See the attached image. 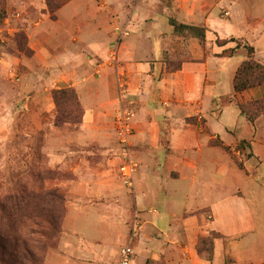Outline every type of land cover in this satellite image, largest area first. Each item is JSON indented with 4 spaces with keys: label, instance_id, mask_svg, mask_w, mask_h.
Here are the masks:
<instances>
[{
    "label": "rangeland",
    "instance_id": "1",
    "mask_svg": "<svg viewBox=\"0 0 264 264\" xmlns=\"http://www.w3.org/2000/svg\"><path fill=\"white\" fill-rule=\"evenodd\" d=\"M219 2L0 0V197L23 186L35 189L43 178L46 188L58 189L65 198L61 232L43 253V264H119L121 249L128 244L135 251V264H213L215 239L220 238L219 253L226 264H264V180L247 170L249 154L243 155L242 144L228 147L215 141L225 150L206 148L200 166L206 170L199 173L198 186L187 192L173 190V209L203 208L214 195L207 187L203 194L202 184L218 182L228 203L239 190L236 207L250 208L253 231L223 236L198 230L189 235L182 228L175 244L173 222L164 228L161 220L152 218L169 214L166 206L172 196L165 195V186L158 188V199L148 196L139 204L140 157L147 152L158 161L155 168L162 169L164 159L173 154L169 112L176 104L174 74L208 57H220L216 63L225 72L223 86L232 76V92L213 107L250 102L233 89L234 71L247 60L245 46L250 44L234 38L227 46H218V39L230 40V34L243 30L236 20L231 27L210 22L212 12L228 19ZM242 7L254 17L264 15V0H242ZM175 22L204 27L206 38L175 32ZM236 46L229 57L224 50ZM55 91H74L70 101L64 98L60 104L79 124L56 126ZM197 120L198 116L187 119ZM200 121L208 131L205 120ZM84 125L100 129L99 141H80L81 135L89 136ZM244 131L240 126L236 134L223 136L230 142ZM128 162L135 169L132 180L121 171ZM223 166L226 174L220 178L216 169ZM106 205L115 211L102 213L112 215L102 220L97 209ZM80 206L94 210L88 208L83 218L74 220ZM191 214L205 216L207 223L211 220L208 209ZM74 229L72 240L93 248L89 259L75 258L77 252L63 241ZM144 239L151 240L143 245Z\"/></svg>",
    "mask_w": 264,
    "mask_h": 264
},
{
    "label": "crops",
    "instance_id": "2",
    "mask_svg": "<svg viewBox=\"0 0 264 264\" xmlns=\"http://www.w3.org/2000/svg\"><path fill=\"white\" fill-rule=\"evenodd\" d=\"M219 3L227 9L228 19L223 20L215 16V13L212 12L209 16L210 22H217L223 27L228 25L231 27L232 22L236 20L237 24L235 23V25L242 26L243 30L238 29L239 32L230 34V36L246 40L250 46L255 49L256 60L264 64V15L257 18L251 15L248 9L245 11L242 7V0H220ZM258 20L262 21L263 25L259 26L260 23ZM251 21H254L253 24H251ZM211 28L219 33L215 27L211 26ZM220 59V57L215 56L208 57L204 62L198 63L192 68L186 66L187 68L185 67L182 71L173 75V90L176 95V104L175 102L173 103V110L169 112L173 115V125H171L173 154L164 159L162 163L164 164V166H162L163 170L155 168L159 166V163L155 158H150L147 152H144L140 157L143 162L142 168L144 171L142 170V174L139 177L138 196L139 198L141 197L139 204L143 205L142 202L145 201L148 196L158 199L161 194L158 188L165 186L167 190L165 195L167 196V194H169L172 196L171 199L168 200L166 206L169 214L160 213L158 217V213L156 214L155 212L156 215L152 218L155 219V221L161 220L164 228H169L170 222H173V243L175 244H177L179 239L178 229L182 228L185 229L189 235L200 230L207 235H210L211 232H217L223 236H233L238 233H247V231L254 230V226L252 225L253 216L251 215L252 212L250 208L247 205H241L240 208L238 206L236 207L235 200L238 201V198L236 199L235 196L239 195V190L234 194L233 202L228 203V198H226L224 193V187L218 182L211 183V185L208 183L202 184L203 194L207 195V191L204 189V187H207L210 193L214 195L213 199L211 201L209 200L208 204L203 208L197 210H188L186 207L180 210L173 209L175 206L173 204V190H183L187 192V189L193 190L195 188L198 184L197 180L200 176L199 173L206 170L204 167H200L203 164L204 151L209 147H218L219 145H215V141H220L223 146L228 147H235L242 144L243 155L245 153L249 154L245 159L247 170L250 174L259 177L260 180H264V175L261 173V168L264 165V117L258 118L252 124L241 114L238 106H234L235 104L228 103L218 108L213 107L215 102H219L232 92V76L230 77L229 85L223 86V76H225V72L222 71L220 65L217 66L216 63L219 62ZM131 66L133 68L134 64H131ZM238 68L239 67L235 69V73ZM153 87L156 88V84H154ZM238 95L246 102L253 101L264 97V89L254 88L239 93ZM89 96L93 98L92 95ZM205 101L208 103L207 109H205L206 107L204 108ZM197 116L199 120L195 122L187 121V119ZM201 119L205 120L208 131L203 129L200 121ZM240 126L244 127V134L240 135L239 138H234L235 136H232L233 140L227 142V138L223 135L236 134ZM152 127H155V123ZM145 128L146 126L144 125L143 129L145 130ZM84 130L89 133V136L84 138L83 135H81L79 137L81 139L80 141H99L100 135L97 133L100 132V129L98 127L84 125ZM204 134H206V136H204ZM143 139H146V135L143 136ZM222 150L225 149L223 148ZM238 154L240 155V152H238ZM216 173L220 178H223L226 174L224 166L216 169ZM174 184H177V189L173 188ZM91 208L93 207L80 206L75 209L73 219L78 220L83 218V213L87 212V210H94ZM203 209H208V213L210 214L209 217L211 220L208 223L205 221V216L199 219L195 214H191ZM97 210L99 211V217L105 220L111 218L112 215L102 213H112L115 211V208L114 206L106 205ZM166 215L170 218L163 224L164 219L167 217ZM249 225L251 226L249 227ZM189 229H191V231ZM75 232L74 229L72 233H66L67 238L63 241L67 247L77 252V256H74L75 258L78 260L89 259V255L93 248H85L82 243L73 241V236H76ZM82 239L81 237L80 242L83 241ZM148 240H142L141 244H149ZM222 241V238L215 239L213 264H226V257L219 253L218 246ZM138 249L145 250V248H141L140 246H138ZM219 254L222 256H219ZM135 256L136 255H134V262ZM204 264L211 263L205 261Z\"/></svg>",
    "mask_w": 264,
    "mask_h": 264
},
{
    "label": "trees",
    "instance_id": "3",
    "mask_svg": "<svg viewBox=\"0 0 264 264\" xmlns=\"http://www.w3.org/2000/svg\"><path fill=\"white\" fill-rule=\"evenodd\" d=\"M177 33L190 32L201 40L206 38V29L193 25L174 23ZM235 39L217 40L219 47H225ZM239 46L224 50L232 57ZM248 58L237 69L234 80V94L264 89V64L254 57L255 49L246 45ZM74 91H55L58 106L56 126L79 124L71 111L61 108L60 100L74 96ZM240 112L250 123L264 117V97L248 103L237 104ZM43 178L35 189L23 186L0 197V264H43V253L60 235L61 220L65 212V198L58 189H48Z\"/></svg>",
    "mask_w": 264,
    "mask_h": 264
},
{
    "label": "built area",
    "instance_id": "4",
    "mask_svg": "<svg viewBox=\"0 0 264 264\" xmlns=\"http://www.w3.org/2000/svg\"><path fill=\"white\" fill-rule=\"evenodd\" d=\"M121 171L126 179L132 180L133 175L135 173V169L131 162L126 163L121 168ZM130 183H132V181ZM135 235L136 233L134 234V236ZM132 240L133 239H130V242H132ZM134 255H135L134 249L130 244H128L127 246L121 249L119 264H134Z\"/></svg>",
    "mask_w": 264,
    "mask_h": 264
}]
</instances>
